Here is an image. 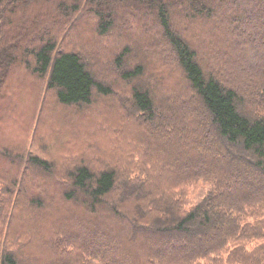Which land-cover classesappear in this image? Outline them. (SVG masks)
<instances>
[{
	"label": "trees",
	"instance_id": "1",
	"mask_svg": "<svg viewBox=\"0 0 264 264\" xmlns=\"http://www.w3.org/2000/svg\"><path fill=\"white\" fill-rule=\"evenodd\" d=\"M82 18L100 41L117 39L116 53L91 47L86 55L78 38L68 46ZM256 19L264 33V0H0V103L25 74L36 83L35 105L45 92L74 115L112 112L115 103L131 112L121 121L151 139L91 157L75 144L63 159L45 141L37 154L28 149L30 119L19 143L0 141V163L9 166L0 173V264H109L111 252L130 264H264V70L247 80L206 43L215 34L239 36L240 50L224 45L238 61L243 43L250 53L264 51L249 28ZM203 24L217 25L215 34L195 37L191 27ZM169 60L190 96L172 95L181 88L171 85L175 76L156 73ZM119 130L111 135L123 138ZM29 171L46 191L33 179L26 188ZM56 197L64 207L49 204ZM22 201L43 216L44 251L29 241V223L13 232ZM68 206L76 211L63 220ZM64 223L75 238L61 244Z\"/></svg>",
	"mask_w": 264,
	"mask_h": 264
},
{
	"label": "rangeland",
	"instance_id": "2",
	"mask_svg": "<svg viewBox=\"0 0 264 264\" xmlns=\"http://www.w3.org/2000/svg\"><path fill=\"white\" fill-rule=\"evenodd\" d=\"M84 18L81 19V23L79 22V25L77 28L73 30V35L67 40L68 46H73V44L76 41V38L80 39L81 43L87 48L86 55H89L91 47L97 52V54H100L102 56L108 57V54L110 52L116 53L114 51L116 47V38H112L110 40H107V42L100 41L101 39H98L94 31L89 29V26L85 24V21H83ZM257 21H254L252 23V26H249L251 31H254L253 36L256 37L257 40H260L261 42H264V33L261 28V22L256 19ZM152 23L150 21L148 24ZM217 25H211V24H203L201 27H191L193 30V35L196 37L197 34H200L201 36H206L210 33L215 34L214 32L218 27ZM80 29V30H79ZM143 29L144 24L136 31V37L139 39V45L142 46L144 44L145 37L143 36ZM249 29V32H251ZM259 29V30H258ZM235 32L238 30V28L234 29ZM81 32V33H80ZM248 32V31H247ZM252 33V32H251ZM256 34V35H255ZM251 38V34H250ZM249 38V40H250ZM239 36L235 38L232 42L229 41V39L226 36L215 34V38H211L209 40H206V43L208 47H212L214 49H218L223 51L229 58L231 59L232 65H235L239 71V73H242V75L245 76V79H252L256 78L258 75V72L264 70V66L260 62V58L262 59L264 56V51H257L250 53L248 51V45L246 43H243V47L241 53L239 51L237 57L241 58V60L238 61V59L235 57H232L229 55V52L227 50H224V45L229 41L228 48H236L237 50H240V42ZM91 44V45H90ZM206 48V47H203ZM208 52L209 50H205ZM210 52V51H209ZM170 65H165L163 67V70L159 69L156 71V73H161L164 75H172L175 76L171 82V85L173 86L174 83H180L181 88H175L169 90L172 95L173 94H179L183 93L187 96H190L191 93L186 89V85L184 82H182V77H179L174 74V72L177 70V66L174 64V61L169 60ZM101 68H107L105 66H102ZM108 73V69H104V72L102 69L99 70L100 75H105V73ZM163 72H167L166 74ZM231 74V73H229ZM261 74V73H260ZM257 81V80H256ZM169 82V83H170ZM11 83V80L8 82V84ZM30 84V86L27 84ZM33 85L35 87L36 83L30 80L27 75L23 74L17 77V82L13 83V87H15V93L13 97L6 96L1 103H0V141L2 142V145L4 146H10L15 145L19 143L21 140V137L24 134V130L26 129V125L30 119H32L33 127L29 134L27 135V147L28 149L32 150L33 153L37 154L39 151L43 148V141L47 142L50 146L52 156L57 157V155H60L63 157V159H66L67 152L65 150L72 151L73 147H75V144H81V150L82 154H84V157L88 156L91 157V154L95 153L96 150L100 151L103 154H112V151L115 152V155H119L118 153L119 149L125 145L130 146L132 143L135 144L134 140H139L143 144L151 145V139L148 133L145 130H140L135 126L134 123H129V120L127 122L121 121L127 119V115L131 112L124 113L119 109V106L115 105V103H112L111 106L116 109L109 110L112 112H107V109L105 106L102 107H96L92 110V115H87L86 111L81 112L80 114L74 115L73 112L69 111L68 109H62L57 106L54 95L45 92L43 94L42 99L40 100V103L38 105L34 104V99L36 98L35 93L29 92V90H32L30 87ZM28 94V95H27ZM28 96V98H26ZM9 111H13L9 112ZM94 114V115H93ZM35 115V117H33ZM74 115V116H73ZM100 115V116H99ZM91 118H88L90 117ZM120 116V117H119ZM34 118V119H33ZM81 123V124H80ZM122 125V126H120ZM129 126L130 129L127 131H124V127ZM134 126V127H133ZM122 127V128H121ZM121 128V129H120ZM119 130V132H123V138H119L118 136L111 135V131ZM127 129V128H126ZM129 130H131L130 133H127ZM72 132L74 137H71L68 132ZM137 132V133H135ZM118 139H116V138ZM131 138V139H130ZM160 138V137H159ZM162 139V140H161ZM163 137L160 138L158 144H161L163 141ZM77 140L80 143H77ZM120 141V142H119ZM111 143V146L108 145ZM166 143V142H164ZM93 147L94 150H88L89 147ZM163 152L171 153L172 150H162ZM100 155V154H99ZM146 160V158H145ZM157 165V164H156ZM160 168H166L164 166H160ZM9 169V166L4 163H0V173L3 171H7ZM159 166L154 167L152 175H154L158 171ZM35 181V185L37 189L40 191V193L46 191L47 188V182L45 180L39 179L36 177L35 173L28 172L26 176V188L28 187V183L31 180ZM172 180V179H171ZM53 186V184H52ZM231 193L234 191H230ZM49 204L52 205L54 208L58 207H64V203L61 201L59 197L51 198ZM67 212H62L61 218L64 220L66 217H68L67 213H75L73 212L75 209L68 206ZM76 211V210H75ZM14 233L16 234L17 230L16 227L18 224L22 225L24 228V225H28V223L31 225L32 235L29 236V241L33 239L39 242L37 248L41 251H44L45 243L43 242L41 238V226L40 222L43 221V216L40 217L39 213L34 212L30 213L28 211V208L26 206L25 201H22V205L19 207L17 212L14 214ZM45 216V215H44ZM35 218V219H34ZM40 218V220H39ZM35 220V223H34ZM48 220L47 217L44 219ZM38 221V222H37ZM67 223H64L62 229L66 233L65 237H60V243L64 244L66 241H69L71 238H75L72 236V234L68 233ZM99 228V229H98ZM97 231L100 232L101 230L105 232L103 228L100 226L98 227ZM57 230V229H56ZM124 230L126 232H129L130 227L126 225L124 227ZM101 231V232H102ZM26 239V238H25ZM77 239V238H76ZM112 239V238H111ZM75 240V239H74ZM107 243V241L103 242V244ZM88 244V243H86ZM101 244V243H100ZM100 245V246H102ZM87 246H92L91 244ZM102 248V247H101ZM33 250V249H32ZM103 250V248L101 249ZM108 263L109 264H130V259L127 257L128 255H122L120 257H117L114 255L113 252L109 255Z\"/></svg>",
	"mask_w": 264,
	"mask_h": 264
}]
</instances>
